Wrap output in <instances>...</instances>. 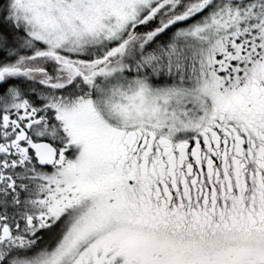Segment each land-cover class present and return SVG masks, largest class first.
Instances as JSON below:
<instances>
[{
  "label": "snow or ice",
  "instance_id": "obj_1",
  "mask_svg": "<svg viewBox=\"0 0 264 264\" xmlns=\"http://www.w3.org/2000/svg\"><path fill=\"white\" fill-rule=\"evenodd\" d=\"M0 264H264V0H0Z\"/></svg>",
  "mask_w": 264,
  "mask_h": 264
}]
</instances>
